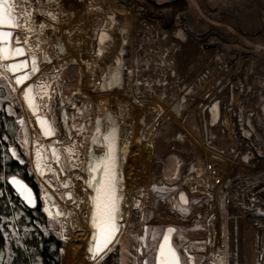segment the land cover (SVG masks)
I'll list each match as a JSON object with an SVG mask.
<instances>
[{
  "label": "rangeland",
  "instance_id": "1",
  "mask_svg": "<svg viewBox=\"0 0 264 264\" xmlns=\"http://www.w3.org/2000/svg\"><path fill=\"white\" fill-rule=\"evenodd\" d=\"M8 2L13 5L16 19L13 34L19 37L21 46L33 47L31 53L39 62L40 71L30 79L34 84L41 80L39 83H46L49 88L51 99H42L48 103L46 115L55 123L60 143L54 139L45 141L50 165L55 169L52 178L58 189L60 178L73 173L65 167L64 141L80 136L86 142L83 134L93 128L88 137L89 148L101 156L106 150L103 134L117 126L121 139L118 170L123 177L125 197L122 215L130 217L132 208L128 206L125 179L128 174L134 177L143 172L141 154L136 149L148 145V180L143 187L139 237L127 241L120 230L104 258L117 251L120 264H144L145 260L154 264L165 228L174 226L173 242L182 264L184 260L187 264H264V124H260L255 114L262 113L256 104L262 101L261 92L264 94V26L259 22L258 29H243L238 24H246L241 19L246 12L256 19L261 17L264 0L260 3L219 0L216 5L214 0ZM63 53L67 55L60 56ZM26 54H29L27 49ZM45 55L50 59L46 60ZM168 59L171 62L166 63ZM113 73L120 74V83L109 91L106 84ZM180 76L182 86L177 85ZM5 79L21 103L20 148L27 154L34 171L21 122L27 109L22 97ZM164 82L168 84L162 87ZM122 87L127 90L117 99ZM214 104L218 105L217 111L213 110ZM188 112L191 118L196 116V127H191L187 120L181 123L180 117ZM101 113H109L112 119L102 123L98 135L93 122L99 120ZM199 114L208 124L205 138L208 136L210 142L201 140L204 135ZM73 118V125L77 127H70ZM109 124V130L105 131ZM38 133L44 140L39 130ZM191 133L199 141L193 140ZM166 134L173 137H166L171 143L169 147L162 146ZM179 134L187 135L188 141H179ZM51 145L60 154L59 163ZM83 149L84 199L81 197L83 200L78 201L77 207L71 204L76 198H68V191H63V202H55L62 217L53 212L51 218L63 227V215L73 211L69 215L71 229H86L91 234L88 231L91 228L85 225L90 218L87 203L91 202L93 190L86 181L94 173L86 170L89 156L88 149ZM196 150L199 151L194 161L190 151ZM213 154L222 161L213 160ZM207 162L219 169L224 181L222 186L207 182ZM35 175L45 205L43 182L38 173ZM153 185L158 191H153ZM180 191L188 194L187 205L179 201ZM213 205L224 220L226 245L223 260L219 262L207 257L210 240L207 217ZM182 208L186 211H181ZM145 226L148 233L144 241L140 237H144ZM60 229L63 237L64 228ZM63 239L62 262L69 264L73 262L72 240ZM152 240L157 241L150 245Z\"/></svg>",
  "mask_w": 264,
  "mask_h": 264
},
{
  "label": "snow or ice",
  "instance_id": "2",
  "mask_svg": "<svg viewBox=\"0 0 264 264\" xmlns=\"http://www.w3.org/2000/svg\"><path fill=\"white\" fill-rule=\"evenodd\" d=\"M51 15V13H49ZM54 20L55 16L52 17ZM15 26V16L13 15V5L9 3L8 0H0V61H11L4 63L2 67L6 70L5 72H0V76L7 78L6 73L10 72L15 74L12 79L16 86L24 85L22 89V95L25 103L29 108L33 110V113L39 112V107L36 102L37 96L48 97L51 99L49 94V88L46 83H27L30 77L35 75L40 71L39 62L34 53L29 52V58L14 60L15 57H24L26 49L20 45L19 37L16 38V46L13 45L12 37L13 32L9 30H4L5 27L11 28ZM44 27V25H41ZM45 59H50L45 55ZM54 91V89H53ZM75 107V105H73ZM8 114H12L11 106H7L5 109ZM37 123L40 127L41 133L45 137L55 136L56 129L53 127L52 123L46 118L37 115ZM21 122H23L21 120ZM70 127H77V125H71ZM79 127H83L80 125ZM97 134H100V129L97 127ZM115 129H111L109 132L103 134L104 142L107 146V151L101 155L96 156L92 149H88V166L87 171L94 173L90 175L89 179L86 181L87 186L93 190L90 200L92 203V211L90 222L95 232L92 237V241L89 244V252L92 254L93 259H103L106 254V250H110V245L115 240L118 232L120 231L119 220L122 217V203L124 201V190L122 186L123 177L119 172L118 158L115 149ZM71 131L68 135H71ZM7 140V136L3 137ZM24 143H27L25 139ZM38 143V141H37ZM43 145L35 148V161H34V171L38 173L40 177H45L47 172H55L50 165H46L44 161L47 157L41 152ZM53 156L59 163V155L55 148L52 149ZM71 152V149H69ZM16 159L21 164L24 163L20 159L16 149L11 145L8 146L7 151L3 153V159L9 158ZM72 167H76L75 164ZM61 172L64 171L63 168L60 169ZM0 180H3L6 184H10L17 195L30 207H34L37 203L36 194L33 189L17 175L0 176ZM49 183L51 181H48ZM153 191H158L157 186L153 185ZM0 195L3 192L0 191ZM67 196L71 197L72 193H66ZM143 195V193H140ZM49 196L48 192L43 193V197ZM184 199L183 195L181 197ZM131 199L136 207L140 206V201L136 198V195H132ZM186 202V201H185ZM78 207V205H77ZM52 208H57V205L53 204L51 206L46 202L44 205V211L49 217H54ZM181 211H186V209H181ZM57 209L56 215H61ZM6 219V218H5ZM5 219H0V231L4 227L11 228L12 224L5 223ZM175 229L171 226L163 232V237L159 241V246L156 251L154 264H182V257L177 249L173 246L171 242V235ZM7 236V233H3ZM154 235H159L155 233ZM144 239V237H140ZM186 251V250H185ZM191 259V257H188ZM144 264H149L145 260ZM183 264H187V260L183 261Z\"/></svg>",
  "mask_w": 264,
  "mask_h": 264
},
{
  "label": "trees",
  "instance_id": "3",
  "mask_svg": "<svg viewBox=\"0 0 264 264\" xmlns=\"http://www.w3.org/2000/svg\"><path fill=\"white\" fill-rule=\"evenodd\" d=\"M11 106L12 114L5 110ZM22 114L21 103L13 94L7 80L0 76V176L17 175L30 184L37 195V204L28 206L13 190L10 184L0 180V219L12 224L0 231V264H63L62 237L59 222L44 211V203L35 172L32 170L27 154L20 148L18 118ZM7 136V140L3 137ZM15 146L21 164L14 158L3 159L8 146ZM7 233L4 236L3 233ZM148 228H144V241ZM157 240L149 242L150 245ZM148 243H146V246ZM145 245V244H144ZM100 264H120L117 251L108 254Z\"/></svg>",
  "mask_w": 264,
  "mask_h": 264
},
{
  "label": "bare ground",
  "instance_id": "4",
  "mask_svg": "<svg viewBox=\"0 0 264 264\" xmlns=\"http://www.w3.org/2000/svg\"><path fill=\"white\" fill-rule=\"evenodd\" d=\"M258 2L261 0H257ZM219 0H214V5L218 4ZM260 3V2H259ZM262 5V4H261ZM235 13V12H234ZM252 14V13H251ZM250 13L248 14V12H246L245 15H243V17L241 16V19L244 20L246 24H244L243 22L238 23L239 26H241L243 29H255V28H259L260 27V23L262 24V26H264V13L263 15H261V17H259L258 19H256L255 17H253V15H251ZM260 16V15H259ZM260 22V23H259ZM257 28V29H258ZM203 30V29H202ZM127 36H129L128 34H126ZM18 36L13 34V41L14 43L16 42V38ZM16 44V43H15ZM25 48L27 49L28 52H31V50L33 49V47L31 45H26ZM67 55V53H63L60 56H64ZM70 56V55H69ZM171 62V59L166 60V63ZM6 63V61H0V71L1 72H5L6 70L2 67V65ZM62 63H64V60L62 61ZM226 63H230L229 61H226ZM7 79L9 80V82L11 83V85L13 86V88L15 89V91L17 92V94L22 97V87H18L15 85L14 80L12 79V75L9 74V72L6 73ZM32 82V81H31ZM41 82L38 81V83ZM37 83V84H38ZM43 83V82H42ZM126 88H120L119 91V95H117V99H121L122 98V94L124 91H126ZM38 100H39V110L42 114L46 115L49 112L48 109V103L43 100L41 98V96H37ZM105 102H107V97H105ZM262 101L261 102H257L256 106L257 108L262 110L261 115H258L257 113L256 116L259 118V122L261 125L264 124V94L261 92L260 98ZM119 109V111L121 110L120 106L117 107ZM106 110H108L109 108L106 107ZM110 111H112L110 109ZM160 111L162 112L163 109L160 108ZM116 115V114H115ZM118 118V117H117ZM116 118V119H117ZM112 119V117L109 115V113H101L99 116V120L98 121H94V125L97 127L102 126V123L105 122H109ZM119 120V118H118ZM23 130H24V135H25V139L27 140V145H28V149L30 152V155L32 157V161H33V167H34V161H35V148L39 147L40 145H43L44 147L41 149V152L44 156L47 157V160L44 161V163L46 165H50V158L48 156V153L46 151V144L47 141H45L46 139L42 140L39 137V133H38V129L35 126V122H34V118L33 116L28 112V110H26V114H25V118H23ZM75 123V118H73L72 120V124L73 125ZM110 124L106 126V130L108 131L110 128ZM95 129V132H97ZM93 128H88L87 131L83 134L87 140L86 142L84 140H82L80 138V136H76L75 138H72L71 140H65L64 144H63V153H64V162H65V167L68 169H72L73 173H71L70 175H67L63 178H60V189H58V187L55 185L54 180L52 178V172H47L45 177H40V179L43 182V191L44 192H48L49 196H47L45 198L46 202L48 203L49 206L55 204V202L57 203H62L63 202V197H62V193L63 191H68V192H73V194L71 195L70 198H72L73 196L76 198L73 201H71L72 205H78V201L80 200V203L82 202V200L84 199V193H83V189H82V183H83V173L81 168H83L84 164H83V159H84V149L83 148H89V144H88V137H90V135L93 133ZM100 135V134H98ZM38 141V143H37ZM121 139L119 137V141L118 143H120ZM120 147V146H119ZM152 148V146H151ZM69 149H71V152H69ZM139 154H141V164L142 168H143V172H141L138 175H135L132 177L128 174L126 176L125 179V185H126V190H127V195H128V206L130 208H132V211L130 213V217L126 215V217H124L122 215V219L120 222V232H124V239H126L127 241H132L135 240L139 237V233H140V221L142 219V212H141V205H142V196L140 195V193H143V187L144 185L147 183V175H146V169L148 167V157L150 155V151L148 148V145L145 144L142 147H139L138 149H136ZM95 152H98L97 148L94 149ZM107 151V149H106ZM135 155V154H134ZM218 157V156H217ZM136 158V157H135ZM215 159L217 161H222L220 157ZM75 164L76 167H72V165ZM60 165V164H59ZM52 167V165H50ZM53 168V167H52ZM135 178V179H134ZM48 181H51L50 183ZM132 195H136V198L140 201V206L136 207L131 199ZM54 198L53 200H51V198ZM81 197H83V199L81 200ZM45 202V203H46ZM89 202V201H87ZM90 205V209L88 211V216L91 217V211H92V203H87ZM126 207V206H125ZM74 208V207H73ZM75 209V208H74ZM52 211L54 212V208H52ZM61 212V211H60ZM73 211H71L70 213H72ZM70 213L68 214V216H64L63 215V221H64V229H63V237L65 239H71L72 242L70 244L71 250L73 251V254L71 255V261L72 263L69 264H78L81 263L83 264L85 262V260L87 261L84 264H96L98 261L102 260V259H93L92 258V254L89 252V244H90V232H87L86 229H84L83 231L80 230H76V229H71V222H70ZM62 217V214L61 216ZM129 219L127 220L126 218ZM88 222H86L87 225H85V227L87 228H91V230L88 231H93L92 226L90 224V218L88 217ZM213 231L215 230L214 228H211ZM212 232V237H213V231ZM211 237V239H212ZM73 248V249H72ZM85 259V260H84ZM104 259V256H103Z\"/></svg>",
  "mask_w": 264,
  "mask_h": 264
},
{
  "label": "water",
  "instance_id": "5",
  "mask_svg": "<svg viewBox=\"0 0 264 264\" xmlns=\"http://www.w3.org/2000/svg\"><path fill=\"white\" fill-rule=\"evenodd\" d=\"M15 27H16V19H15V26H13V27H11V28H8V27H5V29L4 30H9V31H12L13 32V30L15 29ZM12 41H13V37H12ZM13 47L14 46H16V44L14 43V41H13V45H12ZM24 58H29L30 59V57H29V54H26V52H25V56L24 57H15V58H13L14 60H18V59H24ZM7 62H11V61H6V63ZM9 74L10 75H12V76H14L15 74H13V73H10L9 72ZM31 82V79H29V81H26L25 82V84H27V83H30ZM31 83H33V82H31ZM120 83V74L119 73H113L109 78H108V80H107V84H106V86H107V89L110 91V90H113V89H115L117 86H118V84ZM18 87H24V85H21V86H18ZM22 99H23V102H24V105H25V107H26V109L28 110V112L33 116V118H34V122H35V124H36V126H37V128H38V130H39V132H40V134L42 135V133H41V130H40V127H39V125H38V123H37V120H36V117H37V115H39V116H42V117H46L51 123H52V125H53V127L56 129V126H55V123L47 116V115H44V114H42L41 112H40V110H39V112H37V113H33V110L31 109V108H29L28 106H27V104L25 103V101H24V98H23V95H22ZM36 102H37V105H38V107H39V100H38V97L36 98ZM214 105H216V104H214ZM111 129H115V133H114V135H115V149H116V155H117V158H118V165H119V154H118V151H119V144H118V141H119V133H118V127L117 126H112L111 128H110V130ZM109 130V131H110ZM108 131V132H109ZM56 133H57V129H56ZM42 137L43 138H45V139H47V140H49V139H54L55 141H56V143H60V139L58 138V133L55 135V136H52V137H45V136H43L42 135ZM103 140H104V136H103ZM104 144H105V142H104ZM105 146H106V144H105ZM53 148H55L56 149V146L55 145H51L50 146V149L52 150ZM106 149H107V146H106ZM105 152H106V150H105ZM59 155V157H60V154H58ZM216 158H218L217 156H215ZM59 165V164H58ZM62 173V175H65V173H64V171L63 172H61ZM19 177V176H18ZM19 178H21V177H19ZM21 179H23V178H21ZM24 180V179H23ZM25 181V180H24ZM26 182V181H25ZM27 183V182H26ZM28 184V183H27ZM32 189H33V191H34V193L36 194V192H35V190H34V188L30 185V184H28ZM69 193V192H68ZM182 195H183V197H184V199H182L181 197H182ZM68 198H70L69 196H68ZM178 198H179V201L182 203V204H184V205H187L188 203H189V196H188V194L185 192V191H180L179 193H178ZM54 198L52 197L51 198V200H53ZM36 200H37V195H36ZM186 201V202H185ZM37 204V203H36ZM36 206V205H35ZM57 209L59 210V212H60V208L57 206V208H54V212H55V215H56V212H57ZM61 213V212H60ZM56 216H58V217H60L61 215H56ZM90 224H91V222H90ZM92 226V225H91ZM169 226H167L166 228H165V230L164 231H166L167 230V228H168ZM171 227H173L174 229H175V231L172 233V235H171V242H172V244H173V246L175 247V245H174V242H173V239H174V234H175V232H176V228L174 227V226H171ZM92 229H93V231L91 232V235H90V242L92 241V237H93V234H94V232H95V229L92 227ZM162 237H163V235H162ZM162 237H161V239H162ZM116 239V238H115ZM160 239V240H161ZM115 241V240H114ZM114 241H113V243H114ZM112 243V244H113ZM112 244L110 245V247L112 246ZM158 246H159V244H158ZM158 246H157V249H158ZM176 248V247H175ZM177 249V248H176ZM109 250H106V253L108 252ZM157 251V250H156ZM178 251V250H177ZM179 252V251H178Z\"/></svg>",
  "mask_w": 264,
  "mask_h": 264
},
{
  "label": "built area",
  "instance_id": "6",
  "mask_svg": "<svg viewBox=\"0 0 264 264\" xmlns=\"http://www.w3.org/2000/svg\"><path fill=\"white\" fill-rule=\"evenodd\" d=\"M213 160H216L214 157L212 158ZM205 168L207 170V182L209 185H215V186H222L224 181L222 179V176L220 175L219 169L214 163H205ZM212 207L211 212L208 214L207 217V223L209 226V237L210 240L208 242L209 244V251H208V259L213 262H219L223 260V251L225 249V232L222 228H224V220L222 217V214L218 212V208ZM220 225V230L218 226ZM61 228L62 227L61 225ZM211 228H214L215 230L213 231ZM213 231V237L212 232ZM212 237V239H211Z\"/></svg>",
  "mask_w": 264,
  "mask_h": 264
},
{
  "label": "crops",
  "instance_id": "7",
  "mask_svg": "<svg viewBox=\"0 0 264 264\" xmlns=\"http://www.w3.org/2000/svg\"><path fill=\"white\" fill-rule=\"evenodd\" d=\"M165 55H166V51H165ZM187 116H189V117H187ZM190 116H192V115L190 114V112H188V113L185 114L184 117H180V118H181V123H182V121L187 120V121L189 122V125H190L191 127H196V119H194V118H196V116L194 115L193 118H191ZM186 117H187V118H186ZM198 119H199V121L201 122V125H200V126H201V129H202L201 131H202V134L204 135L203 138H201V140H203V141L206 140V142H210V140L208 139V136L205 138V136H206L207 134H205V131H206V124H205V121H204V119H203V115L199 114ZM177 136H178V139H180L179 141H181V142L188 141V140H187V139H188L187 135H186V136H181V135L179 134V135H177ZM191 136H192L193 140H194V139H197V138L194 137V134H193V133H191ZM166 137L170 138V136H169L168 134H166V135L164 136V140H165V141H164V142L162 141V146H165V144H166V146L169 147V145H170L171 143H170L169 141H167V138H166ZM191 140H192V139H191ZM197 140L199 141V139H197ZM208 148H209V147H208ZM197 151H199V150L194 151V153H193V151H190L191 156H192V160H194V161H195V159H197L196 157L198 156ZM180 156H182V155H180ZM205 157L208 158L207 155H205ZM212 157L215 158V155L213 154ZM206 158H205V159H206ZM194 167H195V165L192 166V168H194ZM193 170L195 171V169H193Z\"/></svg>",
  "mask_w": 264,
  "mask_h": 264
},
{
  "label": "flooded vegetation",
  "instance_id": "8",
  "mask_svg": "<svg viewBox=\"0 0 264 264\" xmlns=\"http://www.w3.org/2000/svg\"><path fill=\"white\" fill-rule=\"evenodd\" d=\"M180 79H181V81H182V76H180V78H179V82H177V85H179V86H182V82L180 81ZM166 84H168V82H164V84L162 85V87H164ZM148 86H149V84H148ZM158 95H161V92H158ZM163 97V96H162ZM218 104V103H217ZM213 105V110H218V105ZM212 109V108H211ZM207 128H208V124H207V126H206V130H207ZM176 135V134H175ZM170 138L172 139L173 137L172 136H170ZM170 142V141H169Z\"/></svg>",
  "mask_w": 264,
  "mask_h": 264
}]
</instances>
